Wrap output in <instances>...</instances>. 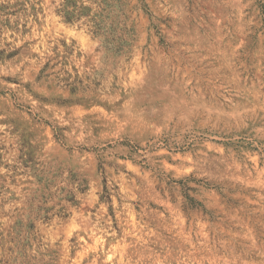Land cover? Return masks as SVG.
<instances>
[{
  "label": "rangeland",
  "instance_id": "374dc122",
  "mask_svg": "<svg viewBox=\"0 0 264 264\" xmlns=\"http://www.w3.org/2000/svg\"><path fill=\"white\" fill-rule=\"evenodd\" d=\"M0 264H264V0H0Z\"/></svg>",
  "mask_w": 264,
  "mask_h": 264
}]
</instances>
